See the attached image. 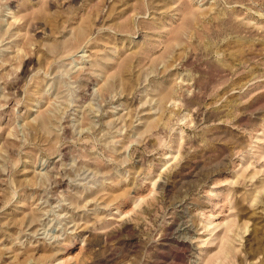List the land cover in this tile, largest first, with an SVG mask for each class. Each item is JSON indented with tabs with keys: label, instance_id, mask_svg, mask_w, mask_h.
Wrapping results in <instances>:
<instances>
[{
	"label": "rangeland",
	"instance_id": "374dc122",
	"mask_svg": "<svg viewBox=\"0 0 264 264\" xmlns=\"http://www.w3.org/2000/svg\"><path fill=\"white\" fill-rule=\"evenodd\" d=\"M0 264H264V0H0Z\"/></svg>",
	"mask_w": 264,
	"mask_h": 264
}]
</instances>
